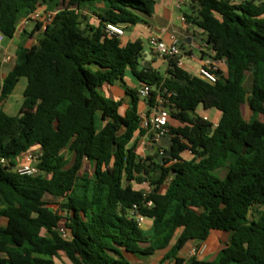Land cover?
<instances>
[{"label": "trees", "instance_id": "1", "mask_svg": "<svg viewBox=\"0 0 264 264\" xmlns=\"http://www.w3.org/2000/svg\"><path fill=\"white\" fill-rule=\"evenodd\" d=\"M185 6L186 23L225 61L216 84L176 60L165 58V73L147 68L142 41L124 44L108 32V25L129 28L152 17L155 0H0L6 38L31 13H54L43 31L38 23L22 33L5 78L0 60V159L7 162L0 166V264H56L61 254L71 264H134L131 256L158 253V264H264V122L242 113L248 104L264 114V0ZM128 69L155 88L147 114L167 109L170 155L164 147L138 152L147 133L138 90L125 88L123 111V100L102 93L105 85H125ZM22 78L24 102L11 116L3 108ZM209 111L220 113L218 122ZM36 147L39 174L17 173V159ZM214 232L230 234L215 260L182 257L190 242L205 243Z\"/></svg>", "mask_w": 264, "mask_h": 264}, {"label": "crops", "instance_id": "2", "mask_svg": "<svg viewBox=\"0 0 264 264\" xmlns=\"http://www.w3.org/2000/svg\"><path fill=\"white\" fill-rule=\"evenodd\" d=\"M156 1V7H155V13L152 17L145 18L144 22L133 26L134 28V34L135 36H139L140 38H147V40H144V43H147L149 45V40L152 36H160L162 39L166 42H169L170 38L172 36H176L180 42H182V49L184 52V55L180 58V62L182 64V69L184 70L185 67H188L187 61H185L184 57L191 59L192 61H198V67L196 68H190L192 71L195 69L197 70L196 75L198 77V70L202 65L203 59L206 58V56H210L213 54V51L207 48V45L203 44V41L201 39V36L199 33H197V30L188 25L187 23H184L181 21L180 16L183 14L184 9L186 10L187 7H182L181 10L177 8V1L178 0H155ZM187 1V0H184ZM236 3H240L243 0H235ZM246 1H252V0H246ZM261 1V0H259ZM45 7H43L41 10L45 11ZM92 19H95V17L92 14H89ZM179 21L182 23L180 24L181 28L186 31V33H183L182 35L179 34L178 29V23ZM41 24V22H38ZM36 23V25L38 24ZM45 26V24H44ZM26 28H23L20 32L18 31L15 34L14 38H6L9 39L10 42L7 44H3V52L6 53L8 56H12L10 51L11 48L15 45L18 46L20 39L22 38L21 33L24 32ZM124 31V35L122 36L124 39L127 37V33L131 30V28H122ZM38 32V31H37ZM194 39L198 40V43L194 45ZM127 44V43H126ZM145 57L143 65L145 66L146 63V52H149L152 55L151 61L148 63L150 65L149 68H153L155 70H160L162 72H166L169 67V62L160 56L154 54L151 50V47L149 45V49H147L145 46ZM188 48V49H187ZM193 49H198L201 52L200 57H196ZM16 52V51H15ZM14 52V55H15ZM3 56V55H2ZM15 66V60L12 61V57L10 61L6 63H2V77L5 78L6 75L14 68ZM164 66H166L164 68ZM220 67L224 70L226 67V64H221ZM125 85H122L121 83H118L116 85L110 86L105 85L102 88V93L104 96L111 98L113 100H123L124 106L122 107V111L126 110V108L129 105V99L126 96V91L122 88H131L140 90L142 85L133 77L131 71L128 69L125 73ZM28 81L26 78L20 79L19 83L17 84L13 94L8 99V101L4 105V111L8 113L11 116H16L23 105L24 102V92L27 87ZM140 115L147 114L149 112V106L148 101L140 100L139 105ZM161 109L164 111H167L165 107L161 106ZM151 112V111H150ZM207 117H210L209 114L205 115ZM146 134L144 136L139 137V149L138 152H141V154L145 157L147 156L149 148L145 149V146L143 145ZM167 144V141L162 140L161 147L165 146ZM156 148V150H155ZM154 149L157 151L158 148L155 147ZM33 152L39 153V148H34L32 150ZM25 154L21 155L16 163H24L25 162ZM88 165L93 171V167L88 163L85 162V166ZM84 166V168H85ZM230 241V234L227 233H221V232H214L208 241L205 243H199V242H190L186 248L184 249V252L182 253V257H184L186 260L192 259L190 256V252L192 248L199 247L201 245L205 246V251L202 257L198 258L200 260L205 261H213L217 257L219 251ZM188 257V258H187Z\"/></svg>", "mask_w": 264, "mask_h": 264}, {"label": "built area", "instance_id": "3", "mask_svg": "<svg viewBox=\"0 0 264 264\" xmlns=\"http://www.w3.org/2000/svg\"><path fill=\"white\" fill-rule=\"evenodd\" d=\"M185 6L184 0L177 1V8L179 10ZM54 13H48L43 10H37L31 13L28 17L24 18L22 22L19 24L16 33L21 31L23 28L28 27L32 23L41 22L43 24H47L52 20ZM180 19L182 22L186 23V20L181 14ZM108 32L115 34L119 37L124 35V31L121 27L115 25H108L107 26ZM5 41V36L0 33V55H3L2 63H6L10 61L11 57L6 55L3 52V44ZM149 45L151 50L154 54L160 56L161 58L176 60L177 66L179 68L182 67L180 62V58L184 55L182 44L180 40L176 36H172L169 42H166L160 36H152L149 40ZM225 64V61L218 62L214 59V53L210 56H206L203 59L202 65L198 70V78L201 80L209 83V84H216L218 81V76L216 74L219 71L220 65ZM155 90L154 87L149 85H143L139 90V98L144 101H148L151 98L152 92ZM164 93L170 97L172 94L168 93L167 89L164 88ZM156 101L158 104H163V98L157 96ZM142 118V127L147 131L145 140L143 145L146 148L149 147H157L159 149L160 144L168 135V113L161 109V107H157L151 109L150 114H143ZM162 151V150H160ZM25 162L24 163H16L15 170L17 173L21 175H28V176H35L39 174V170L37 168L38 161L40 159V153L37 152H29L25 154ZM6 161L4 159H0V166H5ZM137 221L140 226L144 225V218L141 216H137ZM61 235L65 239H69V231L65 228L60 229ZM205 251V246L201 245L199 247L192 248L190 252V256L192 258H200L203 256Z\"/></svg>", "mask_w": 264, "mask_h": 264}, {"label": "rangeland", "instance_id": "4", "mask_svg": "<svg viewBox=\"0 0 264 264\" xmlns=\"http://www.w3.org/2000/svg\"><path fill=\"white\" fill-rule=\"evenodd\" d=\"M64 7V6H63ZM66 7V6H65ZM72 7V6H71ZM46 8V7H45ZM185 10V9H184ZM82 14L83 15H86V16H90L89 14H91L88 10H83L82 11ZM42 24V27H41V30L43 31V28H44V24ZM180 24H182L180 21L178 23V29H179V34H183V33H186L185 30H183L180 26ZM36 27V23H32L30 24L26 31L28 34H31L33 32V30L35 29ZM131 30L127 33V37L124 39L123 37H121V40L124 44L126 43H130V42H135L137 40H140L143 42L144 46L149 49V45L147 43H144V40H147V38H140L139 36H135L134 34V28L130 27ZM42 31H38L36 32L33 37H28L31 41L33 40V38H37ZM23 33V32H22ZM21 33V35H22ZM30 41V42H31ZM10 40L9 39H6L4 41V44H7L9 43ZM198 43V40L197 39H194V45H196ZM31 43H29L30 45ZM17 49V45L13 46L11 48V57H12V61L15 60V55H14V52L16 51ZM188 49V48H187ZM193 52L195 54L196 57H200L201 55V52L198 50V49H193ZM3 56L0 55V60H2ZM185 61H187V65L188 67H185L184 70L186 72H188L189 74L195 76L196 75V69L194 71H192L190 68H196L198 67V61H192L191 59L189 58H186L184 57ZM166 66H164L165 68ZM190 67V68H189ZM247 77H248V81H247V84L248 86H250V83H251V76L250 74L248 73L247 74ZM123 90H125L124 88H122ZM198 113L199 114H204L203 112H201V110L199 109L198 110ZM242 113H243V119L247 122H253L255 120H258V121H261V122H264V114H258V113H254L253 111L250 110L248 104H245L243 107H242ZM205 114H209L210 118H211V121L216 123L219 121L220 119V113L218 111H209V112H205ZM161 147V145H160ZM164 148H166L165 146H162ZM155 147H149L150 150H148L147 152V156L149 155H153L156 151L155 150H151V149H154ZM185 158H189V154H185L184 156ZM84 173H88L90 175H92L93 171H91L90 167L88 165L85 166L84 170H83ZM225 175V172L223 171L221 173V176H224ZM135 187L136 188H139V189H143V190H147L148 186L147 185H137L135 184ZM49 200H51L49 197H48ZM52 202H55V201H52ZM55 210H57V206L55 208ZM64 222L61 223V225H63ZM0 225H5V221L4 220H0ZM145 229L148 228V225H146L144 227ZM184 252V250L181 252V254ZM163 258V253H158L156 256H152V257H144V256H131L130 259L133 261L134 264H158ZM188 258V257H187ZM56 264H71V262L69 261V259L64 255V254H61L60 258L58 260H56Z\"/></svg>", "mask_w": 264, "mask_h": 264}, {"label": "water", "instance_id": "5", "mask_svg": "<svg viewBox=\"0 0 264 264\" xmlns=\"http://www.w3.org/2000/svg\"><path fill=\"white\" fill-rule=\"evenodd\" d=\"M181 44H182V42H181ZM151 58H152V55L149 52H146V63L147 64H145V67H147V68L150 67V65L148 63L151 61ZM21 117H22V115H21ZM163 140L167 141V144H165V147L168 149V155H170L171 149H170V144L168 143V138L165 137V138H163ZM155 150H156V148H155Z\"/></svg>", "mask_w": 264, "mask_h": 264}]
</instances>
